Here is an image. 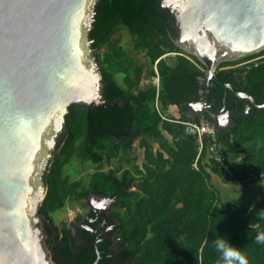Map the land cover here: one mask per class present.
<instances>
[{
    "label": "trees",
    "instance_id": "1",
    "mask_svg": "<svg viewBox=\"0 0 264 264\" xmlns=\"http://www.w3.org/2000/svg\"><path fill=\"white\" fill-rule=\"evenodd\" d=\"M159 2L99 0L96 4L90 38L97 51L106 46L97 59L103 93L110 104L69 107L58 151L44 174L47 193L39 214L49 232L55 231L49 246L59 252L54 256L57 264H92L98 253L96 264H124L125 259L136 264H217L212 240L224 235L248 264H264V243L254 239L258 231H264V192L254 196L241 193L226 200L213 181L216 175L234 185L252 184L257 180L249 167L264 178V107L251 105L244 112L248 100L239 99L223 85L230 82L257 103H264V59L250 68L241 62L252 54L223 62L215 70L217 81L210 82L214 106L222 107L226 99L232 120L227 129H217L216 140L231 160L241 156L240 166L233 163L234 175L229 177L210 155V137L203 136L201 149L198 137L187 133L182 123L202 119L214 123L211 116H193L187 106L205 95L206 67L176 46L171 35L176 36V29ZM119 27L130 31L134 49L144 50L157 70L135 64L114 41ZM260 52L264 54V49ZM146 69L159 76V89L142 84ZM117 74H123L121 83ZM169 105H177L180 112L166 119L162 115ZM139 138L145 150L142 164L131 156V167L103 169L106 161L127 155ZM75 155L97 164L87 187L81 180L70 181L64 172ZM79 192L114 199L122 239L116 257L108 240L97 242L96 236L80 232L78 246L68 229L54 223L52 213ZM64 243L68 245L62 248Z\"/></svg>",
    "mask_w": 264,
    "mask_h": 264
},
{
    "label": "water",
    "instance_id": "2",
    "mask_svg": "<svg viewBox=\"0 0 264 264\" xmlns=\"http://www.w3.org/2000/svg\"><path fill=\"white\" fill-rule=\"evenodd\" d=\"M98 1L0 0V264H53L39 214L44 174L69 107L110 104L90 38ZM159 7L176 29V46L206 67L204 100L188 109L207 107L216 128L226 129V103L214 108L210 82L221 63L264 49V0H160ZM223 85L248 100L244 112L264 107Z\"/></svg>",
    "mask_w": 264,
    "mask_h": 264
},
{
    "label": "rangeland",
    "instance_id": "3",
    "mask_svg": "<svg viewBox=\"0 0 264 264\" xmlns=\"http://www.w3.org/2000/svg\"><path fill=\"white\" fill-rule=\"evenodd\" d=\"M114 41L118 45H121L129 54V56L132 58L133 62L137 65H143L145 68H154L157 70L156 65H154L151 60L146 56L144 50H136L133 46V37L130 31L126 27H119L117 30V33L114 36ZM106 46H104L102 49H100L101 55L103 54ZM171 56V55H170ZM244 57V56H243ZM242 57V58H243ZM169 58V57H168ZM171 60V58H170ZM146 69L144 79L142 84L144 86L149 84L156 83L157 76L150 75ZM123 78V74H117V80L121 83ZM150 139L153 141L154 144H157V142H154L153 137H150ZM140 138L137 139L131 149V151L124 156L113 158L110 161H106L103 165V169H109V168H125V167H131L133 164V160L131 156H137L136 162L139 161V159H143V147L141 148L140 145ZM135 159V158H134ZM240 160L241 156L232 157V162L236 166H240ZM138 164H141L140 162ZM242 167V166H241ZM250 172H254V169H251V167L248 168ZM96 170V163L91 161H82L78 155H75L72 157L71 162L68 166H66L64 172H70L71 177L77 178L82 180V184L84 186L87 185V182L89 178L92 176V173ZM214 183L221 189L222 196L226 200H230L232 198L238 197L241 193H246L250 196H254L256 194H260L263 191V188L260 185V182L257 180L249 185H234L229 182L224 181L223 178L216 180L214 179ZM264 192V191H263ZM84 199L80 200H71L67 199L66 203L63 208L57 210L56 212L52 213V218L55 224H62L64 222H67L70 224L72 222L73 218L77 215L79 207H80V214L86 210L85 204L83 203Z\"/></svg>",
    "mask_w": 264,
    "mask_h": 264
},
{
    "label": "flooded vegetation",
    "instance_id": "4",
    "mask_svg": "<svg viewBox=\"0 0 264 264\" xmlns=\"http://www.w3.org/2000/svg\"><path fill=\"white\" fill-rule=\"evenodd\" d=\"M93 42H92V48L93 50L96 51L95 55L97 57L99 50L97 51L96 47L95 48L93 47ZM202 99L204 100V97ZM225 100L226 99H224V103L222 107L226 103ZM222 107L217 108L214 106V108L218 110H221ZM226 110L229 112V117H230V110L225 105V109L223 111H226ZM189 112L192 115L196 114V115H199L200 117H205V118L207 116H211L213 118V113L207 107L199 112L196 109V107H193L191 110L189 109ZM231 124H232V120L230 118V121L226 125V129ZM71 160L68 162V164H66V166L69 165ZM96 169H97V164H96ZM65 174L68 175L69 178L71 177L70 172L66 171ZM90 179L91 177L89 178L86 187L88 186ZM70 181L72 182L80 181V178L77 179V178L72 177L70 178ZM80 193L81 192L78 193L77 197L71 198V200H80V198L84 199L83 203L85 204L86 210L80 214V207H79L77 215L73 218L70 224L67 222H64L60 225L58 224L56 225H58L60 229L63 227L68 229L70 236L75 239L76 244H79L78 246H80V232H81V235L83 233H88L90 236H96L97 242H104L105 240H108L111 243V248L113 250L112 255L116 257V255L119 253L118 250L120 248V244L122 243V239L118 235L120 220L114 213V208H113L114 203H115L114 199H112L110 196H107L104 194H98L95 192H88V193L84 192V193H81L82 196L80 197ZM108 197H110L111 200L108 199ZM45 234H46V244H47V248H48V252L50 254L51 260L53 264H57V261L55 260L54 256L56 254L58 255L59 252H56L55 250L50 248L51 246H49L50 240L52 241L54 240L55 231L53 230L52 232L51 231L49 232L47 228V230L45 229ZM67 245L68 243H64L62 245L63 246L62 248L67 247ZM99 257H100V253H98L97 255V261ZM58 258L61 259V257H58ZM124 264H136V263L132 262L129 259H125Z\"/></svg>",
    "mask_w": 264,
    "mask_h": 264
},
{
    "label": "built area",
    "instance_id": "5",
    "mask_svg": "<svg viewBox=\"0 0 264 264\" xmlns=\"http://www.w3.org/2000/svg\"><path fill=\"white\" fill-rule=\"evenodd\" d=\"M263 59H264V54L258 51V52L252 53V55L248 59L241 62V64L247 65L248 68H250L252 65H258L260 62L263 61ZM155 78H157L155 86L157 87V89H159L160 88L159 76L157 75V77ZM156 107L160 108L158 102H156ZM162 116L168 119L167 115L163 114ZM182 123L185 124L187 133L194 134L198 137L201 149L203 147V143H202L203 136L210 137L211 139L210 144H209L210 155L217 162H219L221 168L225 171L226 176L232 177L234 175V170L232 167L233 162L230 159V156L228 152L226 151V149H224L222 144H220L216 140L217 128L215 124L205 119H202L200 122L182 121ZM251 176L255 180H260L263 177V174L257 175V174L251 173Z\"/></svg>",
    "mask_w": 264,
    "mask_h": 264
},
{
    "label": "clouds",
    "instance_id": "6",
    "mask_svg": "<svg viewBox=\"0 0 264 264\" xmlns=\"http://www.w3.org/2000/svg\"><path fill=\"white\" fill-rule=\"evenodd\" d=\"M258 243H264V231H258L254 237ZM212 244L218 252L217 264H248L245 256L224 235L215 236Z\"/></svg>",
    "mask_w": 264,
    "mask_h": 264
},
{
    "label": "crops",
    "instance_id": "7",
    "mask_svg": "<svg viewBox=\"0 0 264 264\" xmlns=\"http://www.w3.org/2000/svg\"><path fill=\"white\" fill-rule=\"evenodd\" d=\"M179 112H180V109H179V107L177 105H169L168 107L165 108V114L168 115V116H171V117L177 116ZM170 138L172 139V136ZM155 146L158 147L159 145L155 144ZM144 153H145V150L143 148V159H141V160L139 159V161L137 163H139V162L141 164L143 163V161H144ZM217 177L219 179V176L214 175L213 176V181H214V179L216 180ZM258 181L260 182V185H262L261 187L263 188V191H264V178H262V179H260Z\"/></svg>",
    "mask_w": 264,
    "mask_h": 264
}]
</instances>
